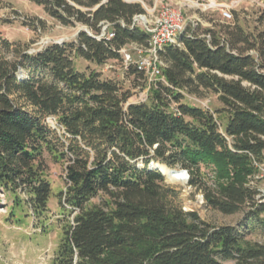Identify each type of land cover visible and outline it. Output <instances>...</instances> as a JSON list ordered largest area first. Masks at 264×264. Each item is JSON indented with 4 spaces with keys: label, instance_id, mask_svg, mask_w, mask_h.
Here are the masks:
<instances>
[{
    "label": "trees",
    "instance_id": "16d2710c",
    "mask_svg": "<svg viewBox=\"0 0 264 264\" xmlns=\"http://www.w3.org/2000/svg\"><path fill=\"white\" fill-rule=\"evenodd\" d=\"M29 1L61 26L84 27L73 41L34 54L0 34V50L16 58L0 54V190L13 197V218L24 205L33 217L47 213L53 190L44 154L64 163V187L54 195L61 236L50 264H264V244L247 239L264 234V204L249 185L253 162L264 160V31L253 35L236 21L186 28L181 46L159 53L166 84H151L144 101L127 104L129 90L76 61L123 63L127 45L147 47L148 34L133 22L144 14L140 3ZM103 27L111 38H98ZM126 70L144 77L133 65ZM185 93L214 95L222 107L188 104ZM153 160L188 171L211 209L243 212L239 226L183 211L161 173L148 169ZM199 165L212 172L211 187L201 183ZM97 196L101 204L92 202Z\"/></svg>",
    "mask_w": 264,
    "mask_h": 264
},
{
    "label": "rangeland",
    "instance_id": "374dc122",
    "mask_svg": "<svg viewBox=\"0 0 264 264\" xmlns=\"http://www.w3.org/2000/svg\"><path fill=\"white\" fill-rule=\"evenodd\" d=\"M138 2L144 9L143 15L136 16V24L143 26L157 18L163 6L179 8L185 21V27L210 28L213 24L232 25L238 22L246 32L256 35L264 31V2L260 0H217L230 11L231 18L223 19L218 9H210L208 0H126ZM82 26L64 27L51 19L41 7L32 4L29 0H0V34L7 40L12 48H18L28 54H34L49 44H61L73 41ZM130 54L132 61L138 60V51L135 44H129L123 48ZM2 50V49H1ZM0 54L8 60H15L12 52ZM132 65V64H131ZM79 70H94L100 73L102 79L113 80L120 83L124 89L129 90L130 98L127 104L140 103L147 98V79L126 70L125 64L109 61L104 66H96L81 60L76 61ZM264 72V68L262 69ZM22 77H26L23 72ZM18 76V75H17ZM20 78V76H18ZM184 101L200 108L214 111L222 107L216 96L205 94L202 98L184 94ZM22 103V102H21ZM30 110V106L25 107ZM45 123L55 130L57 137H62L63 143L69 141L63 131L58 127L55 117L48 116ZM47 165V179L53 190L49 201L48 211L40 218L33 217L28 206L14 211L17 218L11 216L13 197L9 192L0 190V264H50L53 252L60 238L58 220L63 219L61 209L58 207L54 195L64 187V163H53L47 154H44ZM162 164L160 160H153ZM152 162V161H151ZM180 167L175 165L174 169ZM180 169H182L180 167ZM195 169V168H194ZM198 176L201 183L212 186V172L199 165ZM185 170V169H183ZM203 174V175H202ZM185 186L176 183L163 182L165 186L172 188L177 197L174 203L185 212H195L198 217L213 226L233 225L239 226L243 220V212L234 215H223L217 210L207 206L203 198V192L199 186L189 185L190 174L187 171ZM20 199H24L23 192H18ZM102 196H97L93 203L101 204ZM246 211V210H245ZM16 219H20L19 222ZM46 221V225L42 224ZM251 242L264 244V234L259 231L252 232L248 237ZM221 264H234V261H220Z\"/></svg>",
    "mask_w": 264,
    "mask_h": 264
},
{
    "label": "built area",
    "instance_id": "2783aa9c",
    "mask_svg": "<svg viewBox=\"0 0 264 264\" xmlns=\"http://www.w3.org/2000/svg\"><path fill=\"white\" fill-rule=\"evenodd\" d=\"M208 7L210 9H218L221 12L223 19L228 20L231 18L230 11L226 9L223 4L217 2V0H208ZM136 18L134 17L133 22L136 24ZM144 30L148 34V45L147 47L137 46L138 60L132 61L131 56L125 53L124 49L120 51L125 68L129 65H133L138 71L144 73L147 79L148 87L151 84H155L157 81L166 84L162 75L161 68L163 63L159 58V53L166 46H181V35L185 31V21L179 8L172 6H163L156 19L150 23H145L143 26ZM105 28L103 27L101 36L111 38V33L106 34ZM193 28V27H192ZM176 106L172 105V109L175 110ZM257 173L254 174L250 180L249 185L257 187V194L255 200L259 204H264V160L262 162H253Z\"/></svg>",
    "mask_w": 264,
    "mask_h": 264
},
{
    "label": "bare ground",
    "instance_id": "6f19581e",
    "mask_svg": "<svg viewBox=\"0 0 264 264\" xmlns=\"http://www.w3.org/2000/svg\"><path fill=\"white\" fill-rule=\"evenodd\" d=\"M153 167H157L164 174L165 179L169 183H176V184H180L182 186H185L186 181L184 179H181V178L173 175V172H171L170 169L167 168L166 166L159 164V163H154Z\"/></svg>",
    "mask_w": 264,
    "mask_h": 264
},
{
    "label": "water",
    "instance_id": "95a60500",
    "mask_svg": "<svg viewBox=\"0 0 264 264\" xmlns=\"http://www.w3.org/2000/svg\"><path fill=\"white\" fill-rule=\"evenodd\" d=\"M153 164H154V162H151L148 166V169L159 171L161 173V175L163 176L164 180L166 181L164 174L157 167H153ZM170 171L173 172V175H175L181 179H184L185 181L187 180V177H188L187 171L180 169V167H177V169H170Z\"/></svg>",
    "mask_w": 264,
    "mask_h": 264
}]
</instances>
